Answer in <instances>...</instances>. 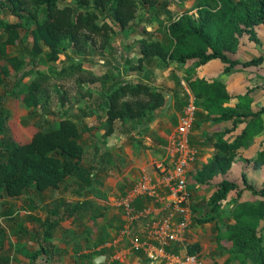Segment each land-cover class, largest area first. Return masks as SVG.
<instances>
[{"label": "trees", "instance_id": "trees-1", "mask_svg": "<svg viewBox=\"0 0 264 264\" xmlns=\"http://www.w3.org/2000/svg\"><path fill=\"white\" fill-rule=\"evenodd\" d=\"M196 1L177 17L169 14L162 19L163 10L158 9L148 21L157 22L164 29L166 42L146 32L138 39L136 59H125L122 73L101 78L90 73L89 84H107L90 111L97 117L96 129L103 132V139L114 137L118 134L119 122L123 125L139 122L168 106L169 93L149 80L147 63L156 59L168 65L196 63L195 71L185 78L198 107L195 125L200 117L214 125L226 123L231 127L208 138L214 156L197 172L195 180L201 186H215L216 190L202 216L195 217L193 208L194 225L215 224L229 195L234 193L231 220L222 236L229 245L225 264H264V182L259 187L243 172V186L227 179L215 184L220 176L225 177L232 171L242 150H249L258 137L263 138L259 150L247 162L256 169L264 167V105L257 109L251 97L256 87L234 95L225 84L200 78L196 73L212 61L224 65L225 75H231L237 67L264 69V55L248 61L230 57L241 49L243 37L260 44L257 29L264 25V0ZM159 4V0H0V58L5 62L0 68V90L11 71L22 72L28 68L26 61L8 53L10 47L26 40L32 43L33 59L40 58L48 69H32L28 73L33 78L17 92L25 106L40 108L49 102L52 88L59 92L69 81L82 87L85 74H89L85 62L66 59L58 66L65 52L74 50L83 54L97 37L106 46L116 28L124 31L133 24L142 7L156 8ZM130 73H144V77L125 78ZM83 98L94 99L93 91L87 90ZM11 122L12 116L0 109V199L19 198L30 189L38 193L58 190L70 178H77L87 186L92 183L90 169L86 170L83 164L85 130L74 118L62 116L52 127L38 126L26 143L16 141ZM228 136L233 139L229 140ZM247 192L253 200L245 199ZM84 206L85 202L65 211L63 217L49 220L44 245L24 253L30 264H44L56 256L54 231ZM219 248H223L221 243ZM188 252L198 254L201 246L189 245ZM100 255L107 253L96 255L89 264ZM10 261L0 256V264H10Z\"/></svg>", "mask_w": 264, "mask_h": 264}, {"label": "rangeland", "instance_id": "rangeland-1", "mask_svg": "<svg viewBox=\"0 0 264 264\" xmlns=\"http://www.w3.org/2000/svg\"><path fill=\"white\" fill-rule=\"evenodd\" d=\"M159 1L160 4L156 8L142 7L138 12L137 19L127 30L123 31L116 28L115 34L111 36V41L106 46H104V40L97 37L83 54L74 50L65 52L57 65L61 66L66 59L85 62L84 67L89 71V74H85V84L79 87L72 80L63 84L59 92L52 88L49 102L38 109L25 106L18 99L17 92L33 78V75L28 74L30 70H47L48 67L40 61V58L33 59L30 53L32 48L30 40L23 41L15 47H10L8 49L9 55L17 56L28 64V68L22 72L11 71L5 85L0 90V109L12 116L11 130H13L16 141L26 143L30 141L35 132L34 129L38 126L43 128L52 127L57 118L62 116L72 117L85 130L83 135L86 148L84 167L86 170L90 167V173L92 174L95 169L91 166L94 147L98 146L99 149L100 144L103 142L101 132L96 129L98 122H96L90 109L94 107L95 99L99 97L107 84L103 82L89 84L87 79H89L90 73L99 78L106 74L119 75V73H122L125 59H136L139 53L138 39L143 38L146 32L166 42L167 33L163 31L164 29H160L157 22L151 24L148 21L158 9L163 10L160 13L162 19H165L169 14L177 17L197 2L196 0ZM257 30L260 44L250 42L246 37H243L241 49L237 54L230 56L232 59L248 61L254 57L264 55V25ZM44 51L48 52V49L44 48ZM4 64L5 62L0 58V68ZM195 68L196 63L194 62L188 65H168L156 59L146 64V73L151 77L149 80L152 83L156 86L165 87L168 91L180 96V115L181 111L185 109L188 99L183 83L190 90V85L185 78L187 74L193 73ZM222 68H224V65L221 62L212 61L209 66L202 71L198 70V72H201L200 75L203 73L211 74L214 77L213 79L216 80L224 81L227 79L228 85L234 89L232 91L234 94H242L256 87L251 93V97L256 101L257 109L264 105L263 68L243 69L237 67L231 75H226V78L220 73ZM143 77L144 73H130L125 76L130 80ZM87 90L93 91L94 99L83 98ZM262 139V137H259L258 142H255V149L242 154L241 160L234 164L233 170L224 177L225 179L243 186L241 174L246 172L249 181L256 183L259 187L263 184L264 167L256 169L247 162L249 156L255 155L259 150L258 143ZM87 187L78 179L70 178L58 190L38 193L30 189L19 198L4 197L0 199V256L10 258V264H30L24 253L33 252L44 245L45 226H48L49 220L63 217L65 211L75 209L80 202L87 201L89 205L86 208L79 209L72 218L66 219L54 231L53 244L57 249V254L52 260L46 261L44 264H89L90 259L104 251H99V249L113 239L109 231L111 230L116 235L123 227L125 218L123 212L120 211L119 214H113V218L110 219L109 211L105 213L102 221L94 228L90 217L92 214L99 212L102 207H99L98 203L94 201V191H89V187ZM211 195L212 192H204L202 196L194 199L195 217L204 214V210L200 211L197 208H200V206H204L203 209L207 208L206 203H208ZM233 199L234 193H231L228 201L224 204L222 216L215 224L196 226L193 223L190 228L191 233L187 236L188 242L201 244L202 258L207 264H213V262L225 264L229 258V245L223 240L222 236L225 234L226 227L231 220L230 205ZM245 199L253 200L254 197L247 192ZM115 217L116 220H114ZM103 234L105 236L99 239ZM220 243L223 248H219Z\"/></svg>", "mask_w": 264, "mask_h": 264}, {"label": "crops", "instance_id": "crops-1", "mask_svg": "<svg viewBox=\"0 0 264 264\" xmlns=\"http://www.w3.org/2000/svg\"><path fill=\"white\" fill-rule=\"evenodd\" d=\"M209 65L210 63L203 68L197 69V76L200 78L209 79L211 81H219L225 84L228 87V90L231 91L232 94H234L232 92L234 89L228 85L227 79L222 81L213 79L214 77L211 76V74L208 75L203 73L202 75H200L201 72H198V70L202 71ZM220 73H222L221 75L225 76L226 78V75H223L224 68L220 70ZM157 87L166 90L169 93V96H172V103L170 106L168 103V106L163 111H158L154 115L149 116L139 122H129L125 125L119 122L117 124L118 134L105 140L102 137L103 132H101V140L103 143L100 144L101 146L99 145V149L98 146L94 147L93 161L91 166H93L95 169H92V183L88 185V190L94 191L95 196L93 197V199L98 203L99 207H102L99 212L92 214L90 217L91 224H93L94 228H96V225L102 221L106 212L110 211L108 213L110 215V219L111 217L113 218V214H119L120 211L123 212V209L120 206L123 198L127 196V194L143 178H147L150 182L155 184L160 185L161 183L162 177H160L161 175L156 170L155 165L160 161H169L174 148L173 136L176 132V127H178L179 125V120L182 116L183 110L181 111L180 115L179 110L181 108V98L179 95L174 92L168 91L165 87ZM200 113L201 112L199 111V114ZM95 120L97 122L96 116ZM229 127H231L230 124L224 123L214 125L212 122L202 121L200 117L197 118V123L194 126L191 135V144L193 147L198 149L199 154L196 162L192 164L189 170V174L187 175L189 181V189L193 194L194 209V199L196 197L202 196L204 192H212L213 195L216 190L215 186H201L197 184L195 180V175L197 174V172L200 171L202 167L207 164L214 156V149L208 144V138L211 137L214 133H222ZM226 138H229V140L233 139L230 136ZM258 138L255 139L256 142H258ZM251 149H255V146H251L249 150ZM249 150H242L238 160H241L242 154L248 152ZM255 156L256 154L253 156H249V158ZM223 178V176H220L215 181V184L225 179ZM209 200L210 199H208V201ZM83 202L86 203V206H84V208H86L89 203L87 201H82L79 204ZM135 206L139 210L146 207H152L154 209L158 208V206L152 204L151 201L146 197L137 199V201L135 202ZM203 207L204 206H200V208L197 209H199L200 211L204 210L205 212L206 208L203 209ZM94 217L95 219H93ZM114 220H116V217L114 218ZM190 233L191 232L189 231L188 234ZM109 234L113 238L117 235L112 233L111 230L109 231ZM103 236H105V234L101 235L99 239H102ZM194 244H199L201 246L200 243L189 242V245ZM103 252L107 253V255H105L107 257V263L110 258L109 256L113 254V251L105 249ZM103 252H100L99 254ZM199 254L202 257V253L200 252ZM145 261L146 260L142 256L133 255L128 257L124 264H130L131 262L133 264H145ZM116 263L121 264L118 262Z\"/></svg>", "mask_w": 264, "mask_h": 264}, {"label": "built area", "instance_id": "built-area-1", "mask_svg": "<svg viewBox=\"0 0 264 264\" xmlns=\"http://www.w3.org/2000/svg\"><path fill=\"white\" fill-rule=\"evenodd\" d=\"M187 104L173 136V152L168 162L155 168L161 183L143 178L122 200L125 223L117 235L101 247L112 250L106 264H124L128 257L142 256L149 264H207L198 254H189L188 233L194 223L193 194L188 174L199 151L191 144L198 107L193 93L185 86ZM146 197L154 209H137V199Z\"/></svg>", "mask_w": 264, "mask_h": 264}, {"label": "water", "instance_id": "water-1", "mask_svg": "<svg viewBox=\"0 0 264 264\" xmlns=\"http://www.w3.org/2000/svg\"><path fill=\"white\" fill-rule=\"evenodd\" d=\"M172 103V96H169V106ZM107 257L105 255H101L97 257L94 261L93 264H106Z\"/></svg>", "mask_w": 264, "mask_h": 264}]
</instances>
